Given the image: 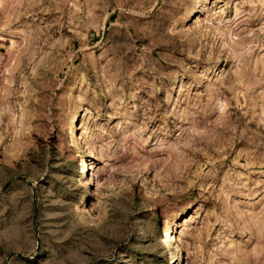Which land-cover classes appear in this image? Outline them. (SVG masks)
<instances>
[{
	"label": "rangeland",
	"instance_id": "1",
	"mask_svg": "<svg viewBox=\"0 0 264 264\" xmlns=\"http://www.w3.org/2000/svg\"><path fill=\"white\" fill-rule=\"evenodd\" d=\"M0 264H264V0H0Z\"/></svg>",
	"mask_w": 264,
	"mask_h": 264
},
{
	"label": "bare ground",
	"instance_id": "2",
	"mask_svg": "<svg viewBox=\"0 0 264 264\" xmlns=\"http://www.w3.org/2000/svg\"><path fill=\"white\" fill-rule=\"evenodd\" d=\"M79 115L80 114L77 112L76 114H73L71 116L70 121H69V125H68V137L72 140L78 141V143L81 144L82 142H81V138L79 137V130H78ZM87 169L91 170L89 179L95 180L96 179L95 177L98 176L97 175L98 173H97V169H95V164L93 163L92 160H90L89 165L87 166ZM96 182H97V184H99L98 179L96 180ZM170 237L174 240L177 239L176 238L177 236L173 235V234H171Z\"/></svg>",
	"mask_w": 264,
	"mask_h": 264
}]
</instances>
